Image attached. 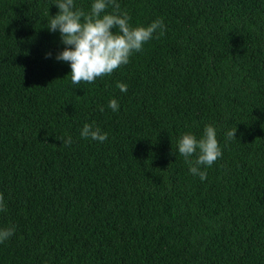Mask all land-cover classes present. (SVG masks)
<instances>
[{"label": "trees", "instance_id": "trees-1", "mask_svg": "<svg viewBox=\"0 0 264 264\" xmlns=\"http://www.w3.org/2000/svg\"><path fill=\"white\" fill-rule=\"evenodd\" d=\"M117 2L163 35L74 85L56 0H0V264H264V0ZM207 125L223 154L202 181L178 142Z\"/></svg>", "mask_w": 264, "mask_h": 264}, {"label": "clouds", "instance_id": "clouds-1", "mask_svg": "<svg viewBox=\"0 0 264 264\" xmlns=\"http://www.w3.org/2000/svg\"><path fill=\"white\" fill-rule=\"evenodd\" d=\"M55 5L59 12L47 20V27L51 32L59 31L62 43L67 46L56 59L70 63L71 81L74 85L81 82L93 83L97 78L111 75L117 68L128 64L133 53L141 51L157 30L163 35L164 24L161 19L147 26L132 27L129 23L131 17L126 12H120L117 0H94L89 13L78 8L75 0H56ZM109 6H112L113 12L106 13ZM47 55L50 56L51 53ZM117 87L122 92H127L126 84L118 83ZM108 107L118 111L119 103L116 99H111ZM100 110L103 111V107ZM236 131L237 128L228 131L227 137L236 138ZM80 135L100 142L107 140V133H101L98 127H94V123H85ZM60 140L63 146H70L73 142L71 136ZM178 153L190 165L189 171L198 175L202 181L207 178V172L201 171L200 166L211 167L223 154L212 125L205 126L199 139L193 134H184L178 142ZM194 154L196 159L190 160L189 157ZM2 211H6V204L0 194V212ZM14 232V226L0 228V243L9 240Z\"/></svg>", "mask_w": 264, "mask_h": 264}]
</instances>
